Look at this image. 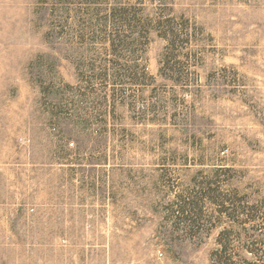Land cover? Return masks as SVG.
Here are the masks:
<instances>
[{"label":"rangeland","instance_id":"obj_1","mask_svg":"<svg viewBox=\"0 0 264 264\" xmlns=\"http://www.w3.org/2000/svg\"><path fill=\"white\" fill-rule=\"evenodd\" d=\"M0 264H264V0H0Z\"/></svg>","mask_w":264,"mask_h":264}]
</instances>
